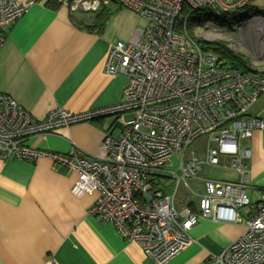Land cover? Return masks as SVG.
<instances>
[{
    "label": "built area",
    "instance_id": "built-area-1",
    "mask_svg": "<svg viewBox=\"0 0 264 264\" xmlns=\"http://www.w3.org/2000/svg\"><path fill=\"white\" fill-rule=\"evenodd\" d=\"M40 0H0L2 32ZM69 13L94 16L105 3H114L140 16L145 25L126 42L108 50L102 71L124 75L128 83L115 106L71 113L55 108L36 120L10 96L0 93V159H45L76 175L71 193L96 195L88 215L111 225L124 242L135 243L154 264H167L193 243L191 229L200 219L239 223L238 210L249 205L247 163L251 150L243 141L260 135L264 152V118L251 114L264 94V76L243 75L220 66L185 28H175L183 7L208 11V21L227 15V24L243 19L264 0H52ZM247 10L246 12H243ZM222 23V22H220ZM114 117L106 126L95 157L71 145L65 154L32 149L26 142L53 135L96 119ZM205 137L200 159L190 149ZM214 144V146H212ZM220 158L228 160L222 166ZM203 166L233 171L234 180L199 178ZM175 182L171 194L159 187L160 179ZM200 180L198 212L177 210L174 198L179 185ZM244 220V232L220 255H209L204 264H264V189Z\"/></svg>",
    "mask_w": 264,
    "mask_h": 264
},
{
    "label": "crops",
    "instance_id": "crops-1",
    "mask_svg": "<svg viewBox=\"0 0 264 264\" xmlns=\"http://www.w3.org/2000/svg\"><path fill=\"white\" fill-rule=\"evenodd\" d=\"M144 25L140 16L114 3H105L89 16L71 14L52 0H40L2 32L0 93L36 120H43L55 108L79 113L115 106L121 102L128 78L105 75L103 63L115 42L129 41ZM251 114L264 118L254 110ZM108 118L61 128L26 144L59 154L74 145L101 157L104 127L115 123ZM242 145L251 150L247 173L253 188L248 191L249 205L238 210L241 221L200 219L189 233L193 243L167 264H204L209 255L222 254L243 234L244 220L259 198L257 189H264V152L258 134ZM197 156L204 158V154ZM220 163L228 166L226 158H220ZM203 168L208 170L207 177L201 175ZM203 168L200 179H217L215 173L224 176L219 180L237 178L227 169ZM75 180L74 173L45 159H0V264H154L135 243L122 241L111 225L88 215L96 195L74 196ZM160 181L164 193L172 181ZM189 181L204 191L200 180ZM184 187L192 193L188 183ZM178 188L174 207L197 213L203 191L193 197L178 196Z\"/></svg>",
    "mask_w": 264,
    "mask_h": 264
},
{
    "label": "rangeland",
    "instance_id": "rangeland-1",
    "mask_svg": "<svg viewBox=\"0 0 264 264\" xmlns=\"http://www.w3.org/2000/svg\"><path fill=\"white\" fill-rule=\"evenodd\" d=\"M253 7H257L258 11L250 8L249 10L251 11L243 19L244 21L236 22V20H233L231 24H227L226 22H210L207 19L199 18V20L193 24L192 33L198 39H202L206 42L219 41L225 43L232 51L248 60L255 71L264 74V12H260L263 6L259 1L254 2ZM253 110L255 114L260 113V115L264 117V94H262L253 105L251 111ZM114 119V117H110L108 118V122L113 123ZM206 146L207 139L201 137L192 143L190 149L194 150L198 155H203ZM212 146H214V144H212ZM201 175L207 177L208 170L203 168V173ZM214 177L219 180L224 176L215 173ZM186 183L189 184L192 193L181 184L178 188V196L182 193H187L193 197L196 193H201L203 191L202 186L198 184H191L190 181ZM174 188L175 182L172 181L164 194H170Z\"/></svg>",
    "mask_w": 264,
    "mask_h": 264
},
{
    "label": "trees",
    "instance_id": "trees-1",
    "mask_svg": "<svg viewBox=\"0 0 264 264\" xmlns=\"http://www.w3.org/2000/svg\"><path fill=\"white\" fill-rule=\"evenodd\" d=\"M251 9L258 11L257 8L255 7H252ZM247 10H244L243 12H246ZM260 12H264V10H261ZM187 15H189L188 19L185 22V28L187 32L190 34V36L193 37V39L197 42V44L201 47L203 51L211 52L217 57L218 64H220V66H224V67L229 66L233 70L238 71L239 73L243 75L257 74L260 76H264L263 73H259L255 71L251 67L248 60H246L240 54L232 51L230 48L227 47L225 43L219 42V41L206 42L202 39H198L197 37L193 35L192 27H193L194 22H197L199 18H204L208 20L209 15H211L210 12L190 11L186 7H183L180 12L179 18L176 21L175 28L177 30L181 29L182 23ZM227 17H228L227 15H223L222 18H220L217 22H222V23L226 22Z\"/></svg>",
    "mask_w": 264,
    "mask_h": 264
}]
</instances>
